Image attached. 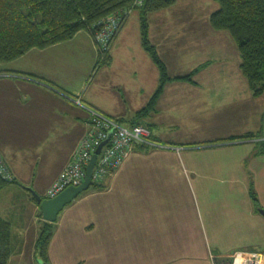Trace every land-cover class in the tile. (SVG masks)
<instances>
[{
  "label": "crops",
  "instance_id": "0c3cea01",
  "mask_svg": "<svg viewBox=\"0 0 264 264\" xmlns=\"http://www.w3.org/2000/svg\"><path fill=\"white\" fill-rule=\"evenodd\" d=\"M217 9L188 12L183 27L165 20L163 9L149 14V38L170 79L154 108L139 117L160 85L159 67L142 45L141 13L139 30H127V19L118 32L106 64L98 66L99 49L87 30L0 63V150L14 175L0 191V215L12 228L8 264H42L35 246L44 219L25 186L46 194L90 128L88 107L127 125L138 120L158 146H135L99 187L61 211L48 264H214L213 255L250 250L224 252L213 244L216 214L205 219L208 230L191 203L205 194L207 177L245 172L248 178L264 155L256 154L264 142V92L250 89L232 35L211 25ZM196 69L191 79L180 78ZM247 133L258 136L227 140ZM252 201L244 207L251 227L243 235L264 244V207Z\"/></svg>",
  "mask_w": 264,
  "mask_h": 264
},
{
  "label": "trees",
  "instance_id": "16d2710c",
  "mask_svg": "<svg viewBox=\"0 0 264 264\" xmlns=\"http://www.w3.org/2000/svg\"><path fill=\"white\" fill-rule=\"evenodd\" d=\"M214 1L219 7L211 14V25L232 35L240 51L242 73L253 94L261 95L264 92V0ZM175 2L146 0L140 10L142 45L159 67L160 85L148 105L138 111V117L154 108L165 82L170 79L166 63L149 38V14ZM132 7L133 0H0V63L12 61L32 48H46L71 39L80 30H87L94 36L103 18L115 13L123 14ZM104 58L98 59L100 65L109 62V53ZM197 71L180 78L191 79ZM256 136L257 133H247L227 140L253 139ZM263 153L264 142H259L256 154ZM12 181L14 179L8 180L0 175V191ZM99 186V181H94L92 187ZM32 199L36 201L34 197ZM254 200L259 206L256 196ZM53 233L54 222L42 220L35 246L36 257L42 264H48ZM12 252L11 224L0 215V264H8Z\"/></svg>",
  "mask_w": 264,
  "mask_h": 264
},
{
  "label": "built area",
  "instance_id": "2783aa9c",
  "mask_svg": "<svg viewBox=\"0 0 264 264\" xmlns=\"http://www.w3.org/2000/svg\"><path fill=\"white\" fill-rule=\"evenodd\" d=\"M146 0H133V6H142ZM130 11V10H129ZM129 11L123 14H111L99 22L95 32L96 42L102 57L109 53L115 34ZM80 103V99L78 100ZM90 112V128L82 138L71 161L48 188L45 197L53 198L71 185H80L86 177V167L92 155L101 143L107 141L93 169V181H101L118 169L129 157L132 149L137 146H158L152 138L151 130L142 124L127 125L110 117L98 109L88 107ZM0 175L12 180L14 175L9 169L0 150ZM214 264H264V256L259 251H234L228 256L213 255Z\"/></svg>",
  "mask_w": 264,
  "mask_h": 264
},
{
  "label": "rangeland",
  "instance_id": "374dc122",
  "mask_svg": "<svg viewBox=\"0 0 264 264\" xmlns=\"http://www.w3.org/2000/svg\"><path fill=\"white\" fill-rule=\"evenodd\" d=\"M213 5L219 7L218 3L214 0H176L173 5L163 9L165 11L164 15L166 16L165 20L167 19L173 26L183 27L189 22V19L187 18L188 12L201 10L209 12L213 9ZM141 7L142 6L136 8L133 6L132 9H130L124 18V21L121 22L118 32L126 23L127 19V30L130 32H133L135 29L139 30V14L142 9ZM151 27L153 30L159 28L158 17L156 19L153 18ZM117 34H115V37ZM93 37L96 42L95 34ZM96 45L99 49L97 42ZM98 58L102 60L105 59L101 56L100 51ZM97 63L98 66H100L99 62ZM219 143L222 142L217 141L214 145H220ZM188 145L187 146L190 148H197L192 147L196 146L192 145V143ZM229 165H231V163H229ZM182 168L184 169L183 165ZM248 171V178H245L247 176L245 172L239 173L241 175L235 176L232 174H225L220 177H207L204 179L205 194L194 195L191 199V203H194L199 210L200 216L198 217V220H204L207 223L208 230L212 229L207 222V220H210L211 218L209 215L216 214L217 225L220 231L216 234L217 242L213 244L221 246L224 252H232L235 248H247L254 251L264 250V244H252L248 237L243 235L244 230L247 231V227H251L249 212L248 210L245 211L244 207H249V203L253 202L252 198L254 200V196H256L258 202L264 207V155L256 158L253 166L251 168L249 167ZM249 189L255 195L252 193L249 195ZM184 202L187 203L186 198L184 199ZM244 213L245 217L243 215ZM202 214L205 218L201 217ZM244 220L245 224L243 223ZM239 227L242 228L241 231L238 230Z\"/></svg>",
  "mask_w": 264,
  "mask_h": 264
},
{
  "label": "water",
  "instance_id": "95a60500",
  "mask_svg": "<svg viewBox=\"0 0 264 264\" xmlns=\"http://www.w3.org/2000/svg\"><path fill=\"white\" fill-rule=\"evenodd\" d=\"M106 142L107 141L101 143L96 149V152L92 155V158L86 167V177L80 185H71L53 198H47L36 192L32 187L25 186V188L32 193L33 197L39 204L42 211V218L44 220L55 222L58 219L60 212L63 211L68 204L94 184L93 169L95 167L98 154L101 152V149ZM260 212L264 215V209H260Z\"/></svg>",
  "mask_w": 264,
  "mask_h": 264
}]
</instances>
